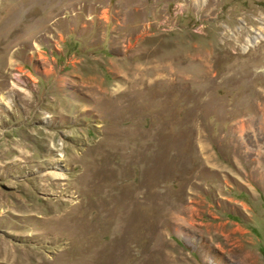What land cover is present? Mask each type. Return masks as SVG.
I'll use <instances>...</instances> for the list:
<instances>
[{
	"label": "rangeland",
	"instance_id": "obj_1",
	"mask_svg": "<svg viewBox=\"0 0 264 264\" xmlns=\"http://www.w3.org/2000/svg\"><path fill=\"white\" fill-rule=\"evenodd\" d=\"M4 24L0 264H264V0H0Z\"/></svg>",
	"mask_w": 264,
	"mask_h": 264
},
{
	"label": "bare ground",
	"instance_id": "obj_2",
	"mask_svg": "<svg viewBox=\"0 0 264 264\" xmlns=\"http://www.w3.org/2000/svg\"><path fill=\"white\" fill-rule=\"evenodd\" d=\"M14 9V8H13ZM17 10V9H16ZM22 12V11H21ZM20 12V13H21ZM19 13V14H20ZM23 14V13H22ZM25 14V13H24ZM14 15V14H13ZM9 16V15H8ZM15 16V15H14ZM16 17V16H15ZM18 17V16H17ZM20 17V16H19ZM22 17V16H21ZM20 17V18H21ZM7 19H9L8 17H7ZM4 26H5V24L4 25H0V43H4V38L5 39H8V37H10L12 34H13V32L12 31H6L5 29H4ZM258 35V34H257ZM16 38H18V36L16 35ZM260 38V37H259ZM253 43H257V41H253L252 42V44ZM10 45V44H9ZM12 45V44H11ZM4 46V45H3ZM5 48H7L6 46H5ZM7 49H9V48H7ZM45 72V71H44ZM50 72V71H49ZM47 73V72H46ZM1 76V75H0ZM4 83V81H0V86L2 85ZM4 86V85H3ZM260 110V112H261V109H259ZM45 118H49L48 116L47 117H45ZM46 136V135H45ZM47 143V142H46ZM17 161V160H16ZM141 161H143V160H141ZM140 163V162H139ZM146 163H148V160H147V162ZM60 175L59 174H53V177L54 178H58ZM62 179H63V177H62ZM52 180H53V178H52ZM59 180V179H58ZM57 180V181H58ZM64 180V179H63ZM56 181V180H55ZM57 185V184H56ZM111 193V191L109 192V194ZM142 194V193H141ZM146 196V195H145ZM1 198V197H0ZM100 205V204H99ZM128 205V204H127ZM20 207V206H19ZM26 207V206H25ZM27 208V207H26ZM69 211V210H68ZM99 214L101 215V216H103L104 214H103V207L102 206H99ZM68 215V212H64L62 215H60L59 216V218H64V217H66ZM106 215H107V213H106ZM16 218V217H15ZM1 219V218H0ZM53 220V219H52ZM49 221H51V219H49ZM8 251V250H7ZM16 252V251H15ZM13 256V255H12ZM7 257H8V255H7Z\"/></svg>",
	"mask_w": 264,
	"mask_h": 264
}]
</instances>
